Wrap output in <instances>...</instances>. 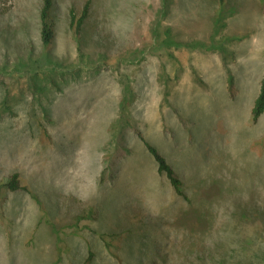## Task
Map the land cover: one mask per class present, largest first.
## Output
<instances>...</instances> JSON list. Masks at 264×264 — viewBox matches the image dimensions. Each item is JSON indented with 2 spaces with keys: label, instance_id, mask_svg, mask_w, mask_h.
<instances>
[{
  "label": "rangeland",
  "instance_id": "374dc122",
  "mask_svg": "<svg viewBox=\"0 0 264 264\" xmlns=\"http://www.w3.org/2000/svg\"><path fill=\"white\" fill-rule=\"evenodd\" d=\"M41 7L0 0V264H264V0Z\"/></svg>",
  "mask_w": 264,
  "mask_h": 264
},
{
  "label": "trees",
  "instance_id": "16d2710c",
  "mask_svg": "<svg viewBox=\"0 0 264 264\" xmlns=\"http://www.w3.org/2000/svg\"><path fill=\"white\" fill-rule=\"evenodd\" d=\"M54 0H42V7L39 13L40 19V39L43 46L49 45L52 39V29L51 21L49 17V12L53 6ZM222 1V0H219ZM86 9H83L79 16L76 17L73 10L69 11L70 26L73 28L74 33L78 34L82 28V23L84 18H86ZM201 82V81H200ZM264 113V77L262 78L256 97L254 98L252 108L250 111L251 122L255 123ZM138 137L146 148L147 152L151 155L155 163L157 164V172L162 173L167 178L169 184L171 185L174 192L181 196L184 200L187 198L182 190V181L176 176L172 167L167 163V161L162 157L158 150L150 145L143 136L138 132ZM20 184L17 180V175H12L7 177L4 182L1 183L0 187L6 188L8 191H15L20 188ZM89 260V259H88Z\"/></svg>",
  "mask_w": 264,
  "mask_h": 264
}]
</instances>
